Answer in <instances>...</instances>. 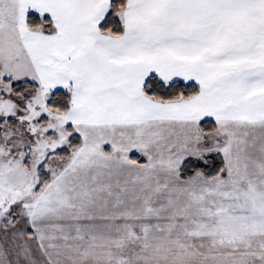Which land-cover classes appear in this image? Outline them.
Here are the masks:
<instances>
[{"label":"snow or ice","instance_id":"6c2138e0","mask_svg":"<svg viewBox=\"0 0 264 264\" xmlns=\"http://www.w3.org/2000/svg\"><path fill=\"white\" fill-rule=\"evenodd\" d=\"M0 264H264V0H0Z\"/></svg>","mask_w":264,"mask_h":264}]
</instances>
